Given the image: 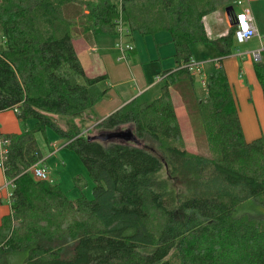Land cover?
<instances>
[{"label": "trees", "instance_id": "trees-1", "mask_svg": "<svg viewBox=\"0 0 264 264\" xmlns=\"http://www.w3.org/2000/svg\"><path fill=\"white\" fill-rule=\"evenodd\" d=\"M237 1L0 0V112L16 109L21 128L0 134L10 186L0 264H264V217L254 215L264 216V138L245 140L220 65L195 100L209 156L185 148L170 91L193 83L180 67L190 44L230 54L234 27L209 38L203 18ZM66 4L80 7L77 18L63 16ZM118 18L127 36L167 31L175 66L160 74L157 97L133 98L96 123L95 135L121 137L88 140L76 120L105 97L106 75H86L70 32L115 35ZM253 68L264 93V59ZM46 128L69 140L93 182L91 199H68L28 171L43 163L35 133Z\"/></svg>", "mask_w": 264, "mask_h": 264}, {"label": "rangeland", "instance_id": "rangeland-1", "mask_svg": "<svg viewBox=\"0 0 264 264\" xmlns=\"http://www.w3.org/2000/svg\"><path fill=\"white\" fill-rule=\"evenodd\" d=\"M233 10L235 11L236 8L233 7ZM217 11L223 13L224 8H219ZM62 12L65 18L75 19L80 14V7L74 4H66L62 8ZM211 18H213V15L206 19V26L210 24ZM258 20L262 25L264 24V16L259 14ZM75 31L82 32L78 27H74L70 35L73 48L86 75L91 77L101 74L106 75V78L100 84L101 87L107 88L106 97L101 98L93 106V114L90 113L89 116L86 115L76 120L80 129L85 130L83 134L89 137L95 135L98 131L96 122L99 119V112L104 108L103 106L113 104L129 93H133L132 98L136 95V99L139 101H150L159 95V87L162 84L159 81L162 80L157 81V75L175 66L174 47L167 31H158L148 35L132 32L130 36L125 35L123 38L124 40L131 39L127 40L131 49L125 50L122 55L119 48L114 44V40L117 41V36L102 35L101 42L94 44V42L81 40ZM252 40L247 43H239L233 39L231 44L232 54L239 50L251 51V49L259 48L257 38ZM88 45L95 47V51H89L87 49ZM190 50L191 61L199 58L205 62L204 60L207 59L208 55L219 54L216 46L211 43L195 42L190 44ZM226 60H228V57H222L221 59L223 62H226ZM212 66L210 62L203 63L202 73L196 71L194 74L193 83L190 85L192 98L203 97L206 94V75ZM201 80H204V82L202 83ZM144 86L146 87L143 88V93L139 95L138 88ZM171 89L172 103L181 128L185 148L198 155L209 156V149L196 105L193 101L186 100L189 95L180 100L174 86ZM250 120L251 117L248 115L246 108H242L241 121L246 140L252 139L249 135L250 129L251 132L257 130V126L253 125ZM27 125L31 127L32 121L29 120ZM123 127H126V125ZM59 138L51 128H46L44 133H35V139L43 159L42 165L47 172V180L57 184L68 199L72 200L80 196L91 199L93 182L75 151L66 145L60 146L58 149H50V143L60 141ZM259 211L264 213L262 210ZM254 215L264 217L260 213ZM20 261L21 257H16L11 264H18Z\"/></svg>", "mask_w": 264, "mask_h": 264}, {"label": "crops", "instance_id": "crops-1", "mask_svg": "<svg viewBox=\"0 0 264 264\" xmlns=\"http://www.w3.org/2000/svg\"><path fill=\"white\" fill-rule=\"evenodd\" d=\"M233 7L236 8L235 11L233 10L234 13L239 12L246 8L249 9L252 15V18H253V25L255 27L256 35L251 37L250 38L251 40L248 39L246 43L249 41H253L252 39L257 38L259 48L251 49V51L239 50L233 54L232 52H230V54L225 55V56H220V54L214 55V56L208 55L207 59L204 60L205 62L202 61L203 59H199V58L194 59V62H201L202 65L203 63L205 64L206 62H210L213 65L212 67L220 65L224 69L226 77H227V81L229 83L230 89L233 93V96L237 104L238 117H239V121L241 124L244 137H245V130L243 129L242 121H241L242 108L243 109L246 108L248 115L251 117L250 122H252L253 125L255 124L257 126V130H255V132H251V129L249 130V135L251 136L250 138H252L250 140H253L258 137L264 138V93L255 75L254 68H253V62L255 60L251 54L252 51H258L259 59H264V24L262 25V23L258 20L259 14L260 16H264V0H239L232 5V8ZM211 15H213V18H211L210 24L206 26L205 21L206 19H209ZM203 25L205 28V32L209 38L222 36L231 27V24L228 20L225 9L223 13L219 11H215L205 16L203 18ZM75 32L81 38V40L88 41V42H94V44L101 42V39H102L101 38L102 35H97L99 36L97 37V36L92 35L89 32H86V33H79L77 31ZM127 40H131V39L127 38ZM114 44H115V40H114ZM92 48H95V47L90 46V45H88L87 47L89 51H92L91 50ZM222 57L224 58L228 57V60H226V62H223L221 61ZM159 82H162V81H159ZM190 85L191 84L187 81H181L180 83L174 86L175 92L178 95L180 100L185 99L186 98L185 96L189 95V97H187L186 100H188L189 102L193 101V103L195 104L196 97L192 98V96L190 95L191 94ZM145 87L146 86L138 88L139 95L143 93L142 91L144 90L143 88ZM170 91L172 93L171 88H170ZM159 93H160V87H159ZM132 96H133V93H129L128 95H125V97L120 98L118 101H115L113 104H110L108 106H103L104 108L102 109V111L99 112L100 115H99V119L97 122L104 119L109 114L114 112L116 109L121 107L123 104L133 99ZM134 98H136V95L134 96ZM91 114H93V112H91ZM20 130L21 128L15 116V112H13L12 110H6V111L0 112V134L19 133ZM59 139L62 140V138H59ZM250 140H246V141H250ZM58 141L59 140L51 142L52 144L50 143L51 150L54 149L53 143H56ZM9 190H10V186L8 184V181L5 179L2 168H0V221L4 215H7L10 213V207H9V193L10 192Z\"/></svg>", "mask_w": 264, "mask_h": 264}, {"label": "built area", "instance_id": "built-area-1", "mask_svg": "<svg viewBox=\"0 0 264 264\" xmlns=\"http://www.w3.org/2000/svg\"><path fill=\"white\" fill-rule=\"evenodd\" d=\"M117 23H118L117 31L115 34V36H117V41L115 42V45L117 46V48H119L121 54L123 55L125 50L127 51L131 49V46L129 45L128 41L123 39L126 31L121 24L120 18H118ZM230 24L231 26L234 27V37H235V40L239 43L246 42L248 39L256 35L255 27L253 25V18H252V15L249 9L247 8L239 12H235L233 16L231 17ZM91 50L95 51V48H92ZM251 54L255 61L259 59L258 51H252ZM180 67L186 68L193 75L196 73V71L199 73H202V63L201 62H194L190 60L188 63L182 64ZM162 78H163L162 75H158L157 81L162 80ZM201 82L203 83L204 80H201ZM12 111L15 112L16 109H13ZM68 142L69 140L64 138L63 140L53 143V148L58 149L60 146L66 145ZM6 143H7L6 140L0 138V168H2L3 166L2 160L5 154L4 146ZM28 171L31 173L32 177L36 180H47V175H46L47 172L41 162L32 164L28 168Z\"/></svg>", "mask_w": 264, "mask_h": 264}, {"label": "water", "instance_id": "water-1", "mask_svg": "<svg viewBox=\"0 0 264 264\" xmlns=\"http://www.w3.org/2000/svg\"><path fill=\"white\" fill-rule=\"evenodd\" d=\"M229 11H232V16H233L234 11H233L232 6L225 8V12H226L228 20L230 22L232 16L229 14ZM122 134L123 133H119V132H110V133H107L105 135L100 134V135L89 136L88 140L97 139L100 141H106V140L112 139V138L118 139L119 137L122 136Z\"/></svg>", "mask_w": 264, "mask_h": 264}]
</instances>
